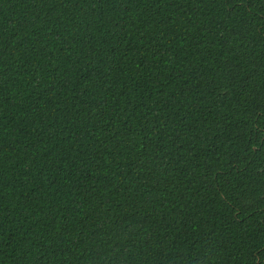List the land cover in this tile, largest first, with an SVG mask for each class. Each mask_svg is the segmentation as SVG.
<instances>
[{"label": "trees", "instance_id": "obj_1", "mask_svg": "<svg viewBox=\"0 0 264 264\" xmlns=\"http://www.w3.org/2000/svg\"><path fill=\"white\" fill-rule=\"evenodd\" d=\"M0 264H264V0H0Z\"/></svg>", "mask_w": 264, "mask_h": 264}]
</instances>
